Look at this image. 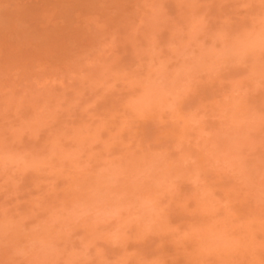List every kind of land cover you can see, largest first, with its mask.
Wrapping results in <instances>:
<instances>
[{
	"label": "clouds",
	"instance_id": "clouds-1",
	"mask_svg": "<svg viewBox=\"0 0 264 264\" xmlns=\"http://www.w3.org/2000/svg\"><path fill=\"white\" fill-rule=\"evenodd\" d=\"M83 9L62 61L0 73V264H264V0ZM220 187L245 215L200 227Z\"/></svg>",
	"mask_w": 264,
	"mask_h": 264
},
{
	"label": "rangeland",
	"instance_id": "rangeland-1",
	"mask_svg": "<svg viewBox=\"0 0 264 264\" xmlns=\"http://www.w3.org/2000/svg\"><path fill=\"white\" fill-rule=\"evenodd\" d=\"M90 0H0V73L14 69V80L22 81L21 69H27L37 61L59 63L68 54L69 43L83 44L75 30L72 28L71 19L76 11H83L85 4ZM52 15H59L62 23L59 26H49ZM47 21V22H46ZM166 39V34L160 36L161 46ZM41 73L46 68L41 66ZM37 86L42 89L64 87V81L44 76L37 81ZM138 101L132 100L135 105ZM185 124L198 130L200 138L212 136L208 128H215V123H210L206 128L205 116L194 110L184 118ZM38 136L41 130H37ZM66 147L70 148V145ZM193 184H199V178H188ZM199 198L194 205L187 208L189 216L193 217L200 227H211L223 223L228 218L239 220L245 215L246 208L243 203L233 205L225 200L226 189L199 190ZM222 201H225L221 203ZM252 225L254 221H242ZM241 224H236L239 228ZM198 230V229H196ZM253 239H260L258 231L251 233Z\"/></svg>",
	"mask_w": 264,
	"mask_h": 264
}]
</instances>
